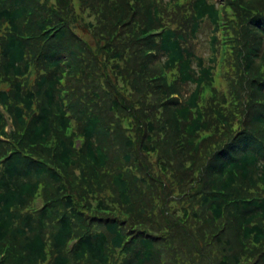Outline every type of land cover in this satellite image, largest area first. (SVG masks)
Here are the masks:
<instances>
[{
    "label": "trees",
    "instance_id": "obj_1",
    "mask_svg": "<svg viewBox=\"0 0 264 264\" xmlns=\"http://www.w3.org/2000/svg\"><path fill=\"white\" fill-rule=\"evenodd\" d=\"M0 264H264V0H0Z\"/></svg>",
    "mask_w": 264,
    "mask_h": 264
}]
</instances>
